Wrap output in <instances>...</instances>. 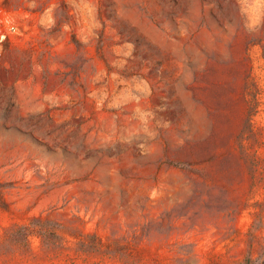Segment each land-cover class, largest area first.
Wrapping results in <instances>:
<instances>
[{
  "label": "rangeland",
  "instance_id": "obj_1",
  "mask_svg": "<svg viewBox=\"0 0 264 264\" xmlns=\"http://www.w3.org/2000/svg\"><path fill=\"white\" fill-rule=\"evenodd\" d=\"M0 21V264H264V0Z\"/></svg>",
  "mask_w": 264,
  "mask_h": 264
},
{
  "label": "trees",
  "instance_id": "obj_2",
  "mask_svg": "<svg viewBox=\"0 0 264 264\" xmlns=\"http://www.w3.org/2000/svg\"><path fill=\"white\" fill-rule=\"evenodd\" d=\"M2 188L3 185L0 184V207L2 208L4 206V200H3V195H2ZM26 232H29V234H40V235H46L49 234V236H52V238H54L55 240H59L61 239V237L58 235L57 232H50V231H43L41 229V231H35V230H29L28 228H26ZM256 262V260H254L252 257L247 258L243 264H254Z\"/></svg>",
  "mask_w": 264,
  "mask_h": 264
},
{
  "label": "built area",
  "instance_id": "obj_3",
  "mask_svg": "<svg viewBox=\"0 0 264 264\" xmlns=\"http://www.w3.org/2000/svg\"><path fill=\"white\" fill-rule=\"evenodd\" d=\"M6 38H7V34L4 31H2L0 27V43H2Z\"/></svg>",
  "mask_w": 264,
  "mask_h": 264
}]
</instances>
